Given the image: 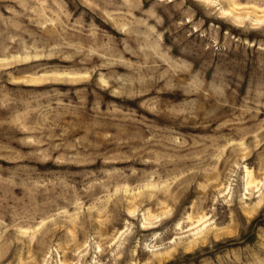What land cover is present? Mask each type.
I'll use <instances>...</instances> for the list:
<instances>
[{"label": "rangeland", "instance_id": "obj_1", "mask_svg": "<svg viewBox=\"0 0 264 264\" xmlns=\"http://www.w3.org/2000/svg\"><path fill=\"white\" fill-rule=\"evenodd\" d=\"M0 264H264V0H0Z\"/></svg>", "mask_w": 264, "mask_h": 264}]
</instances>
